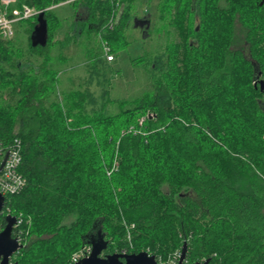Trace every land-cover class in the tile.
<instances>
[{
    "label": "trees",
    "instance_id": "1",
    "mask_svg": "<svg viewBox=\"0 0 264 264\" xmlns=\"http://www.w3.org/2000/svg\"><path fill=\"white\" fill-rule=\"evenodd\" d=\"M138 1L0 0L9 19L40 12L0 33V144L21 142L27 181L0 217L20 221L11 260L72 264L102 236L105 255L168 261L187 243L184 264H264V0H160L156 30L179 41L146 66L149 92L112 100L101 55L87 88L61 89L57 9L77 17L65 42L103 35L118 55Z\"/></svg>",
    "mask_w": 264,
    "mask_h": 264
},
{
    "label": "rangeland",
    "instance_id": "2",
    "mask_svg": "<svg viewBox=\"0 0 264 264\" xmlns=\"http://www.w3.org/2000/svg\"><path fill=\"white\" fill-rule=\"evenodd\" d=\"M159 2L160 0H139L137 2L132 9V24L130 28L125 31L123 35L124 39L121 42L119 41L121 44L126 43V45H121L118 55L112 52L115 56V60L112 63H108L110 67H101L103 74L106 75L109 82L107 89L112 100H128L149 92L151 89V80L147 73L146 66L149 61L153 60L155 55L164 51L168 43L176 40L179 41L174 35L176 32L173 30H171L172 33L170 35L156 30L158 24L157 5ZM14 3H16V0H3L6 9ZM68 4L69 3L57 9L58 16L63 19V28L55 34V39L59 41V43L62 42L64 45H57V50L55 49L54 54L61 53L65 59L62 64L64 71L61 75L63 80H61V89L67 90L70 87L83 91L87 88V86L85 87L84 85L85 81L91 78V65H104L98 64L95 59L99 55L104 56L102 47L104 37L103 35L90 36L84 34V36L80 37V40L71 37L69 43L65 42L66 36L73 35L70 28L74 19L77 18L74 14L75 9ZM5 12H7V10H5ZM149 12H152L153 16H151V24L148 29L149 32L147 33V29L135 27V20H146L145 15ZM35 16H37V14H34L33 17ZM17 22L19 23V21ZM44 25V22H38L35 33L36 36L34 37L36 40L39 39L40 41L38 42L41 43L47 39V35L44 34ZM238 37V40H240L241 36ZM237 46L241 47L242 43L239 42ZM94 81V85L91 88L92 91L99 96L101 94V87L97 85L96 79ZM158 260L161 264L171 263V259L164 261L159 258Z\"/></svg>",
    "mask_w": 264,
    "mask_h": 264
},
{
    "label": "water",
    "instance_id": "3",
    "mask_svg": "<svg viewBox=\"0 0 264 264\" xmlns=\"http://www.w3.org/2000/svg\"><path fill=\"white\" fill-rule=\"evenodd\" d=\"M41 20V19H40ZM150 21L135 20V27L150 28ZM44 34L46 35V24L44 25ZM262 90L264 89V82H261ZM8 155L1 165L4 167ZM6 197L0 193V217L2 216L5 207ZM6 227L0 231V264H17L12 263L11 259L24 248L19 243L18 239L14 237V229L17 223L16 217L7 216L5 219ZM92 250L88 257L80 260L76 264H158L157 257L149 254V252H141L139 254H111L103 256V252L108 248V242L102 236H97L90 241ZM181 258L178 264H184L187 258L188 245L185 243L181 251ZM210 260L203 264H209ZM201 264V263H196Z\"/></svg>",
    "mask_w": 264,
    "mask_h": 264
},
{
    "label": "built area",
    "instance_id": "4",
    "mask_svg": "<svg viewBox=\"0 0 264 264\" xmlns=\"http://www.w3.org/2000/svg\"><path fill=\"white\" fill-rule=\"evenodd\" d=\"M36 14L32 9L25 8L23 12L16 11L14 13V19H8L5 15L0 16V33L6 39H11L15 35V23L20 20L29 19ZM116 24V22H115ZM114 25L111 23V28ZM103 55L108 63H112L115 60V56L112 53L111 46L104 42L102 43ZM21 142L15 140L11 145L4 146L0 144V193L7 197L8 195H15L20 193L27 185V181L24 176L19 172L20 165L22 163L21 155ZM8 155V158L5 162L4 167L1 169V165L5 159V156ZM20 222L15 225L17 229ZM14 229V232H15ZM18 239L19 243L22 244V238L20 235L14 236ZM92 248L85 247L76 253L73 256L72 264L78 263L80 260L88 257L91 253ZM181 253L176 252L171 258L170 264H178L181 258ZM123 254H127L123 252ZM173 260V261H172ZM158 264H161L158 262Z\"/></svg>",
    "mask_w": 264,
    "mask_h": 264
},
{
    "label": "bare ground",
    "instance_id": "5",
    "mask_svg": "<svg viewBox=\"0 0 264 264\" xmlns=\"http://www.w3.org/2000/svg\"><path fill=\"white\" fill-rule=\"evenodd\" d=\"M25 8H30V9H32L36 14H40L39 11H36L34 8L29 7V6H24L23 11H24ZM1 15H5V16L8 18L6 12L0 13V16H1ZM8 19H9V18H8ZM119 19H120V15H119V14H116V16H115V21L119 22ZM4 208H5V207H4ZM3 211H4V209H3ZM14 217H15V216H14ZM16 220H17V218H16ZM17 222H20V221H17ZM149 254H150V253H149ZM158 262H159V261H158Z\"/></svg>",
    "mask_w": 264,
    "mask_h": 264
},
{
    "label": "flooded vegetation",
    "instance_id": "6",
    "mask_svg": "<svg viewBox=\"0 0 264 264\" xmlns=\"http://www.w3.org/2000/svg\"><path fill=\"white\" fill-rule=\"evenodd\" d=\"M103 256H106L105 254H103Z\"/></svg>",
    "mask_w": 264,
    "mask_h": 264
},
{
    "label": "crops",
    "instance_id": "7",
    "mask_svg": "<svg viewBox=\"0 0 264 264\" xmlns=\"http://www.w3.org/2000/svg\"><path fill=\"white\" fill-rule=\"evenodd\" d=\"M108 65H110V64H108Z\"/></svg>",
    "mask_w": 264,
    "mask_h": 264
}]
</instances>
